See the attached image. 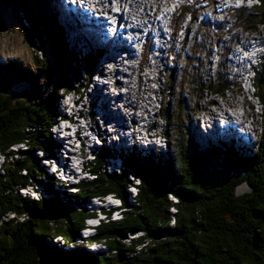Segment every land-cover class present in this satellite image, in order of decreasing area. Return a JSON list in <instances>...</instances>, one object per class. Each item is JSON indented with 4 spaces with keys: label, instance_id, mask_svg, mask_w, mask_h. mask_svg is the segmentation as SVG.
Instances as JSON below:
<instances>
[{
    "label": "trees",
    "instance_id": "obj_1",
    "mask_svg": "<svg viewBox=\"0 0 264 264\" xmlns=\"http://www.w3.org/2000/svg\"><path fill=\"white\" fill-rule=\"evenodd\" d=\"M28 2L36 7L33 26L42 24L49 37L54 64H39V79L14 61L0 64V264H264V57L253 72L262 130L254 152L237 153L234 140L210 141L204 150L189 123L200 113L197 101L192 104L190 96L179 95L159 114L180 138L177 157L142 155L135 148L122 151L128 168L118 174L105 171L103 158L109 152L101 148L83 166L88 179L69 191L45 171L37 154L54 156L60 148L49 129L58 115L59 94L70 91L69 70L76 55L68 52L45 0ZM256 3L232 14L243 32L259 35L258 27L264 34V0ZM2 27L0 18V31ZM87 63L93 66L94 58ZM201 80L198 74L195 86L190 83L199 97ZM174 81L169 77L168 91ZM205 88L222 95L225 79ZM18 144L24 149L17 150ZM129 175L139 178L137 185ZM242 185L248 191L238 194ZM30 186L42 188L49 198L31 199L21 192ZM133 186L136 195L128 204L127 189ZM107 195L121 201L119 218L100 210L106 220L93 236L82 239L85 220L98 217L84 204L95 198L103 203ZM124 235L136 237L122 245L118 239ZM96 244L106 251L85 249Z\"/></svg>",
    "mask_w": 264,
    "mask_h": 264
},
{
    "label": "rangeland",
    "instance_id": "obj_2",
    "mask_svg": "<svg viewBox=\"0 0 264 264\" xmlns=\"http://www.w3.org/2000/svg\"><path fill=\"white\" fill-rule=\"evenodd\" d=\"M11 1H13V0H0V18H1L2 24H3L2 30L0 31V64L3 65V64L10 63V62L14 61V63L16 64L17 67H19L20 69H24V70L27 69L33 75L35 74L37 76V79H39L38 78V71L36 70V69H38L37 67L39 66V64L42 63V64H45V66L47 68H53V63H52V60H51L52 59V56H51V47H50L49 39L46 36V33L44 32L43 28L41 27V24L38 25L39 27L38 26L37 27L35 26L36 31H37V34L41 38V40L43 42V45H44V53L42 52V54H43V60L40 61L39 59H40L41 56L38 55V54H36V53H34V51L36 49L35 48H32L27 43V37L26 36L28 35L29 32L26 33L19 26L18 22H20V18H19V16H18V18H16L17 12L14 10L15 8H14V5L12 4ZM24 1L26 2V0H24ZM229 4L232 5V3H229ZM250 4L251 3H248V5H250ZM28 5L30 7V10L34 14V12H35L34 9L36 8L35 5H32L31 6L29 3H28ZM230 5H226V4L222 3V10H224V11L233 10V9L229 8ZM63 8H65V7H63ZM89 13L91 14L92 12H89ZM93 14L95 15L96 18H98L95 13H93ZM103 16H106V15H103ZM90 18H92V17H90ZM125 18H127L126 15H125ZM30 23L31 22H27L26 23L25 21H22V24H25L27 26V28H31L32 27V24H30ZM106 29L107 30L109 29L111 31L112 30V27H109V25L107 24L106 25ZM151 31H156V29L154 27H152ZM63 34H65V32ZM108 34L111 35L109 31H108ZM152 34H153V32H152ZM207 36H209V35H207ZM246 36H248V34H245L243 37L247 38ZM226 37H228V36H225L224 34H221V41L225 40ZM158 38L156 39V37H151L150 38V41H149L150 44L148 43V45H147V42H146V39H145L144 42H143V45L141 47H138L137 45L134 46V48L137 49V53L139 54V62L140 63H143V68L146 71V73L148 72V67L150 65L152 66V69H150L152 72H157V71L160 70V72L163 74L164 71H165V69H168V68H172L174 70V72L178 71L179 70V67L178 66L170 67V61H171L172 58L167 57L166 53L164 54L165 55L164 57L166 58V61L161 62L159 59H161L162 56L158 52H155V51L151 50L152 45L153 44H156V43H157L156 45L161 46L163 49L165 48V46L163 45V43H161L159 41L161 38L159 40H158ZM174 38H175V36L173 35L172 38H169L167 40V42L172 41V39H174ZM177 38H179V36ZM190 39L191 38H189V41L190 42H192V43L196 42V41H194L195 39L194 40H190ZM128 40H129V42L127 43V46L131 45V43H130V42H132L131 36L128 37ZM173 43H174V45L175 44H178L177 41H173ZM246 44H248V39L244 41V46ZM66 45H67V43H66ZM180 46H182V48H184L185 47V43H182V45H180ZM239 46H238V50H239ZM203 47L205 49L207 46H203ZM139 48L140 49H144V48L146 49V50L144 49V51H143V55L144 56L141 55L142 53L140 54ZM69 51H71L72 53H75L76 59L80 57V61H81L80 51H77V50L76 51L75 50L73 51V50H71V48L69 49ZM120 52H121V50H119L113 56L114 57H117L120 54ZM188 54L189 55H186V56H184L183 54H179V59H177V60L180 63H185L187 56H188V58H191V57H194V56H198L199 55V54H196V53L194 54L192 52L191 48H190V51L188 52ZM200 56L202 57V54ZM260 56H264V53L263 54L260 53ZM195 58H192L193 59L192 62H189L190 65H191L190 72H187L184 75L186 69L185 68L182 69L183 70V73H182V81H181L180 85H179L178 82L175 83V88L173 89L174 93H173V95H171L172 96L171 99H174L175 97H179V94H181L180 92H182L183 93L182 96L185 99H187L190 96V100H191L192 103H194V101H197L198 110H199L198 112H201V115L203 117H205V118H201L200 119L199 116H196V115L190 118L191 120H190L189 123L192 125V127L194 129V132H195L194 135L197 138L201 136V134H199V128H200V129H202L206 133L205 136L213 135V134H217V133H221V134L231 133L234 136H238L237 135V131H236V129H237L238 131H240V133L243 134L244 137H246V138H248L250 140H252V138L254 136H257V135H259V137H260V135L262 133L261 126H260V123H261V120H260L261 119V114H260L261 113V105L257 101L256 98L255 99L252 98V94H255V89H254V84H253L254 83V79L253 80H250L253 77L252 76L253 73H251V71H252V69L254 71H256V68L248 67L246 70L245 69L244 70H241V69H243L242 66H239V67L234 66L233 65V60L236 59V56H235V53L231 49H228V52L225 55V58H226V60L228 62H226V63L219 62L218 64L217 63H213V72L214 73L211 72L212 57L210 59H206V60H203L201 58H197V59H195ZM107 59L108 60L111 59V54H110V56L108 55ZM123 59H122L121 66L126 67L128 65L127 63H129V62L123 61ZM144 59H145V61H144ZM130 62H131V60H130ZM136 62H137V60H135L134 63H136ZM108 63H109V61H105L103 63V65L108 66ZM239 63L237 61V64H239ZM218 65H221L222 69L219 68ZM72 66H73V64H72ZM72 66H71V68H72ZM77 67L78 66L75 63V68L76 69H75L74 72H76ZM99 67H100V65H99ZM226 69H227V72L224 71ZM110 70H111V68H110ZM194 70H196V71L194 72ZM197 71H199V72H201L203 74V78L200 75V78L202 80L199 83V85H201V89H203L202 90L201 97H199L194 92V88L193 87L191 88V85H190V83H191L192 86H195L194 83H193V79L198 76V72ZM216 71H218L219 73H223V74L226 75V80L228 82V86H227L226 89H224V91L222 93V96H219V97L218 96L211 97V96L208 95V94H211V93L208 92V89L205 88V86H206V82L212 81V78L215 77ZM93 72H95V70H93ZM123 72H126L127 73L128 71L127 70H124ZM204 73H208L207 76L205 77L206 79H204ZM242 73H243V77L241 76ZM245 74H247V76L250 78L249 80H247V79L244 78V75ZM183 75H184V77H183ZM93 76H94V78H93ZM69 77H70L69 82L74 84L73 88H75L78 85H80V81H79L80 80V76L78 78L74 74L72 76L69 75ZM74 77H76L77 80ZM152 77H153V75L150 76L149 81L146 82L147 86H143L144 94H140L138 96V97H142L143 96L144 98L147 99V102H148V104L146 102H144L147 105V110L149 112V113L147 112V114H145L146 120L148 122H143V125L146 126L147 130H148L149 127H151L155 123V121H161V122H159L158 126H160V127L162 126V124H163L162 121L163 120L159 116V114L161 112V106L159 107V105L162 102L163 103L164 102L165 103L167 102L166 97H161V98L154 97L156 95L157 96L162 95L159 92L162 91L161 84H162L163 80H161V83H160V81H157L155 79H152ZM116 79L125 80V76L123 75L121 77L120 75H117L116 76ZM97 81H98V78H96L95 77V74H93L92 75V81H91V83L88 84L87 88L80 87L81 88V91L86 92V93H90L91 92V93H95V94H97L98 92H100L99 90H101L103 94H108V93L110 94L111 91L113 93H115V94H117L119 91L121 93L124 92V88H116V91H114L113 88H110V89H106L105 91H103L101 85H99V82H97ZM81 82H83V81H81ZM250 84H252V85H250ZM98 86L100 87V89L98 88ZM181 86H182V88H181ZM237 89H239V90H237ZM212 94L217 95L214 92ZM59 96H60V94H59ZM198 98H200L199 101H198ZM84 99H86L85 96L83 97V100ZM154 99H158L157 100V105L153 102ZM222 99H224V100H222ZM209 100H212L214 102L213 103L206 104L207 101H209ZM87 101L90 103L89 106L92 105V107H93L92 111L85 110V108L83 106L82 107L81 106L78 107L79 112L77 113V115L82 116L83 117V120L85 121L83 123L82 122L80 123V126H82V127H85L86 126L85 123L89 124L91 122V119H90V116L91 115L90 114H92V116H93V112L95 113V117H96V119L98 121V118H97L98 116H96V115H97V108H98V105H99L100 102L96 100V103H94L93 100H90V98H88ZM204 103H205V106L203 105ZM149 105L157 107L156 112L153 111L154 113H152ZM116 106H118V105H116ZM116 106L114 105V108H116ZM61 107L62 106H59V103L57 101V103H56L57 114H58L57 116H61L62 115V112L60 110ZM259 108H260V110H259ZM235 111H238L237 112L238 117L241 115V118H240V121L241 122H243V121H247L248 122V124H249V127L248 128H250V130H248V132L250 134H253L254 136H251L248 133H243L244 130L242 129V127H240L239 125H235L236 122H237L236 119L233 121V124L235 125L236 129L231 128L230 131L228 130L227 126L223 128V127H221L218 124V122H214V123L212 122L211 125H209L210 120H216V119H218V120H220V123H221V121H223L222 120L223 119L222 117H224L225 119L227 118V113L228 114H231L232 117L236 118V116L234 114ZM124 112L128 115V113H133L134 111H132V110H126ZM136 113L139 114V112H136ZM212 113L214 115H218V116H214L213 118L209 119L211 117ZM101 114L103 115L102 110H101ZM95 117L93 116L94 121H95ZM200 121H201V125L199 127L198 124L200 123ZM205 122H207V123L204 124ZM258 122H259V124H257ZM54 124H55V121H54ZM193 125H195V126L198 125L197 127H199V128H197V127L195 128ZM227 125H229L231 127L232 126V123L231 122H228ZM208 126H210V127H208ZM91 127H92V125H91ZM103 127L104 126L101 127V131L103 130ZM136 128L138 129V127H136ZM93 130H94V132H98L95 129H93ZM49 132L51 133V137H52L53 140H56L58 138V136L55 135L54 132H52V131H49ZM166 136H168V133H166ZM231 136L229 135V137H231ZM244 137H241L240 140L247 141L246 138H244ZM179 139H180L179 136L175 132H173L171 138L168 139L171 142L170 144H164V146H163V144H159V145H161L162 148H165L166 146H169V149L170 150H169V152H167V150H166V152H167L166 155H170V156L177 157L176 156V154H177L176 153V150L178 152V145H177V143H178V140ZM163 140L165 141V139H163ZM218 140H224V141L234 142L232 139H227V138H217L216 140H212V141L213 142H217ZM57 142H59V141H57ZM140 142H146V141H140ZM146 143H147L146 145L152 144V143H149V142H146ZM84 144H85V147H86L85 151H87V149H88L87 148V145L89 144V141H87L85 139L84 140ZM157 145H158V143L156 144V146ZM247 145H248V143H247ZM207 146L208 145L202 146V148L205 150L207 148ZM101 148H105V147L101 146ZM135 148L138 151L142 152L138 147L135 146ZM247 148H250V146L243 147V148H239V147H236L235 144H234V149H235V151L237 153H240L242 150L247 149ZM94 150L97 151L95 148H94ZM122 151H124V149ZM155 151H158V150H155ZM158 152L161 153L162 151H158ZM68 157L69 158H72L69 155H68ZM74 158L75 159H77V158L79 159V157H74ZM109 159H111V158L109 157ZM104 162H105V158H104ZM1 163H3L2 158L0 160V164ZM41 163L42 162H40V165H41ZM58 163L60 165L64 164L62 161H58ZM114 167H109V169L105 167V171L107 172L109 170H114L113 173L120 174L121 172L126 171L125 167L128 168L127 166H125L123 168V170L121 172H119L120 170L114 169ZM85 177H87L86 174H85ZM128 178L132 181V183H134L135 185H137L138 182H137V180H136V178L134 176H130L129 175ZM39 190H40L41 193H44L42 195V196L45 195L44 199H48L49 198V196L47 194H45V192L43 191L42 188H39ZM66 190H68V188ZM133 190H134V193L136 194V190L135 189H133ZM236 191L239 194V193H243V192L248 191V188L242 186V187H238L236 189ZM21 192L23 194H25L26 196H32V195L37 196L38 195V193H34V192H31L30 193L29 190H25L24 191V189ZM127 201H128V203H130L129 200H127ZM87 202H90V200H88ZM110 206L111 205L109 203H107V205H104L101 209L106 211L107 208L110 207ZM91 208L92 207H91L90 204H88L86 206V210L89 211V212L90 211H93V209H91ZM22 218L23 217H20L19 219L22 220ZM85 222H86V224H89L90 223L87 219L85 220ZM91 224H94V223H91ZM87 234L88 235L91 234V231H88ZM80 235L82 236L83 233L81 232ZM137 236H140V234H138ZM134 237H136V236H134ZM134 237H131L129 235H124V236L119 237L118 241L122 245H129V241L132 238H134ZM54 240H55L54 242H56V241L59 242L57 239H54ZM60 245H64V244L60 241ZM97 248H100V246H96V248L93 246L91 249H89V248L86 247L85 249L87 251L94 252L95 250H97ZM99 251H104L105 252L106 250H105L104 247H102Z\"/></svg>",
    "mask_w": 264,
    "mask_h": 264
},
{
    "label": "bare ground",
    "instance_id": "obj_3",
    "mask_svg": "<svg viewBox=\"0 0 264 264\" xmlns=\"http://www.w3.org/2000/svg\"><path fill=\"white\" fill-rule=\"evenodd\" d=\"M51 2L54 5V8H55L54 10L56 11V14H57V17H58L60 25L63 24L65 27H68L67 30L70 29L72 36L78 38V37H80L81 32H83L86 36H88L87 38H91L92 37V46H91V48H90V50L88 52L86 51L85 56H83L84 59H89V58L90 59H92V58L95 59L97 57L98 47H97L95 42H98L99 45L104 46V48L100 51V54L104 53V57H106L105 53H107V55L110 56V54L108 53L107 50L110 49L111 46L114 44L115 47H113L111 49V59L110 60H108V59L106 60V61H111L112 62V69H113V71H112V79L113 80H119V79H116V76L117 75H120L121 77L123 75L125 76V72H123V71L124 70L128 71V65L126 67L121 66L123 58H124L123 61H127V62L131 59L132 75H134V76L136 75L135 68H134V66H135L134 62H135V60H137L139 58V54L137 53V49L134 48V46L137 45L138 47H141L140 45H142V40H143V36H142L143 32H142V35L140 37H136V21H124V27H121V30H125L126 27L127 28L129 27L132 30H128L127 31L129 34L123 33L122 35L119 36V34L122 32L121 30H118V24H120V20L121 19L118 18V17L112 16L109 13V11H108V14H107V18H106V16H103L104 14H101V13H103V9L100 7L101 6L100 3H95L94 0H87L86 4H83L84 0H81V4L85 5V8L88 10V12L86 14L79 13V10L77 8L71 9V7L69 5H66L64 0H51ZM222 3H224L226 5H230L229 2H227V0L226 1H222ZM63 7H65V8H63ZM113 7L114 8L115 7H119L120 8V12H121V5H113ZM170 11H173V12H170ZM175 11L176 10H173V9H164V12H167L166 15L164 17H163V15H160L159 18L154 20V25L158 27V28H155L156 29V33L153 32V34H154L153 35L152 32H150V34L146 35L145 38L148 37V36L159 37V39L161 38L160 42L163 43L166 38H165V35L163 34L162 28H167L169 26V24L171 23V18H172L171 15L172 14L176 15ZM59 12H60V14H59ZM89 12L95 13L98 18H95L94 15H91ZM64 13H66V14H68L70 16L72 22H74L73 24H76V26H74L70 22V20H68V18L66 17V15ZM232 13H233V10H227V11L222 10V18H218V12H214V11H206V12H204V16H202L201 18H198V21H196V29L193 30V32L190 34V36L187 39L191 38L190 40H194L195 37H196L198 39H195L194 41L199 40V37H204L205 36V32H210V29H217V28L218 29H228V21H235L234 15ZM162 14H163V12H162ZM142 15L145 18L150 17V16L147 15L146 12H143ZM90 17H92V18H90ZM65 19L68 20L70 23L67 24ZM106 19L108 21H111L110 22L111 24H110L109 27H112V30L110 31L108 29V31L110 32V34H113V32L115 31V33L118 34V37L111 36L109 34L108 35L103 34L104 31H103L102 28H105ZM69 26H71V27H69ZM146 31H151V29H147ZM146 31H144V32H146ZM243 33L244 32L242 31L241 27H235V35H238L239 38H245V37H243L245 35ZM130 36L132 38L133 43L130 42L131 45L127 46V43L130 40V39L128 40V37H130ZM190 43H192V42H190ZM197 43H199V41H197ZM156 44L152 45L151 50H153L155 52H158L162 56L161 59H159L161 62L166 61V58L164 57L165 56L164 55L165 54V50L161 46H158ZM247 45L248 44H246L244 46V41H243L241 43V45L239 46V50L238 51L243 50L245 47H247ZM119 50H121L120 54L117 57H114L113 55H115V53H117ZM139 52H140V54L142 53L141 55H143V49L139 48ZM261 53L262 54L264 53V47L262 48V52ZM167 57H168V55H167ZM144 61H145V59H144ZM102 62H103L102 60H98V61H96L94 63V65L97 66V70H96L95 76L98 78L97 82L100 83V82L104 81L105 87L102 86L104 84H102L101 87H102L103 91H105L106 89H110V88H113V87H110V84H109L110 80L107 79L109 77V63H108V66H105V65L101 64L100 65L101 67H99V63H102ZM239 64H241V63H239ZM234 66H240V65H234ZM241 66L244 67L243 65H241ZM184 68L186 69V64L179 62V81L180 82L182 81V73H183L182 69H184ZM224 71L227 72V70H224ZM207 74L208 73H204V79H206L205 77L207 76ZM183 77H184V75H183ZM220 77H221V79L222 78L226 79V75L225 74H220V73L216 72L215 77L212 78V81H210V82L211 83H215V81L217 79H220ZM250 85H252V84H250ZM132 87H133V81L129 80L127 85H125L126 92L125 93L124 92L121 93L119 91L117 94H120V95H118V96H117V94L113 93L112 91H111L110 94L109 93L108 94H103L101 90H99L100 92H98L97 94L91 93V92L85 94V98L86 99L90 98V100H93V101L97 100V101L100 102L99 105H98V108H97V114L98 115H96V116H99L97 118H98V121L101 122V126L106 125L107 123H111V124H114L116 126H124V131H117V138H119V141H99V143H94V148L97 150V151L94 150V153L98 152V150H100L101 146L105 147L106 151L109 152V156H107L105 158V162H117V160L119 162H122L119 156L122 153L123 149L125 151H129V147L137 146L138 148H142V149H146V148H151L152 147L154 150H158V151H162L164 149L159 144L156 146L157 143H152V144L146 145L147 144L146 142H140V141H137L136 139H134V136H132V133H127L130 130V126H129V121L130 120H133L134 123L138 125V120L135 117H133L131 115L126 116L124 114V109L129 110L130 109L129 106L134 107V105H135V102H134L133 98H131V97L133 95H138L139 94V92L131 89ZM98 88L100 89L99 86H98ZM116 88H124V84H116ZM237 90H239V89H237ZM180 93H182V92H180ZM127 99H131L130 104H129V106L127 104H125L124 105V109H122L121 104H124ZM58 103H59V106L63 105V101H62V98L60 96H59V99H58ZM114 105L115 106L118 105V106H116V108H114ZM139 105H140L139 103H136L137 107ZM101 110H102V113H103L104 116L101 114ZM259 110H260V108H259ZM111 111H114V113L117 112L116 113L117 115L112 116V119H109ZM214 116H218V115H214L212 113V115H211V117L209 119L213 118ZM60 117H62V116H60ZM222 118L225 119L224 117H222ZM162 120H164V119L162 118ZM233 120H234V118H232L230 116L227 117V121L231 122ZM217 121L219 122L220 120H218V119L211 120L209 123L211 124L212 122L214 123V122H217ZM225 121H226V119H225ZM245 122L246 121H243L240 125H243ZM204 124H206V123H204ZM193 126L196 128L195 125H193ZM226 126H227L228 130L230 131L232 127H230L229 125H227L225 123H222V127L223 128L226 127ZM208 127H210V126H208ZM197 128H199V127H197ZM57 129H61V127L60 128L55 127V129H54L55 135L58 132ZM201 130L202 129L199 128V134H201ZM203 133L204 134H201V136L198 137L199 139L196 136H195V139L198 141V143L201 146H206L207 142H210V138L208 136H205L206 133L204 131H203ZM220 134L221 133H217L216 134V139L217 138H221ZM58 141L63 143L62 140H58ZM163 146H164V144H163ZM166 147H168V146H166ZM240 148H243V147L241 146ZM246 150L248 151V149H246ZM63 152H65V151H63ZM109 157L111 159H109ZM58 159H59V157L56 158V160H58ZM76 160L82 166V157H79V159L77 158ZM70 167L72 169H74V164H71ZM109 167H114V165H110ZM72 169H68V170L72 173L73 172ZM114 169H115V167H114ZM38 198L41 199V197H38ZM93 202H94V199H93ZM89 204L91 205L90 202H89ZM94 207H97V206H94Z\"/></svg>",
    "mask_w": 264,
    "mask_h": 264
},
{
    "label": "built area",
    "instance_id": "obj_4",
    "mask_svg": "<svg viewBox=\"0 0 264 264\" xmlns=\"http://www.w3.org/2000/svg\"><path fill=\"white\" fill-rule=\"evenodd\" d=\"M219 0H216L214 4L211 3V0H203L204 4L200 7L198 5H193V0H187L185 1V5L188 7H193L192 10L195 11L194 13L186 14L183 17V20L181 21V24L179 25V29L177 31V36L175 39H172V41L167 42L169 38H172V36L176 33L173 29L172 24L170 23L167 28H162L163 34L165 35V41L163 42V45L165 46L164 50L166 55L168 57L172 58L170 61V67L178 66L179 67V54H183V48L182 43L187 41V38L190 36V34L193 32V30L196 29V21H198V18H201L204 16V12L206 11H214L218 12V18H222V2H218ZM160 2L158 0H120L119 4L114 5H121V11L124 12V16L120 20V24H118V29L121 27H124V21H136V37H140L142 35V32L146 31L147 29L158 28L154 25V20L157 19L156 15L154 14L156 11L164 12V9H170L167 3H162L161 6H159ZM101 7V6H100ZM161 7V8H160ZM171 9L177 10L178 6L175 0H172L171 3ZM103 9V13L106 15L108 14V10L110 8L101 7ZM127 9L126 11L124 9ZM146 12L148 18L143 17L142 13ZM125 15L127 18H125ZM177 15V13H176ZM160 17V15H159ZM235 27H239L238 25L234 24V21H228V29H210V32H205L204 37H199V43L202 44L205 43V46H207L205 49H207V52L211 50V54L207 55V52L204 49H201L204 52H200L202 54L203 60L210 59L212 57V66H211V72H213V63H219L220 62V54L223 53L222 48L218 47L221 43H226L228 40H230L231 36H236L238 40V46L241 45V43L248 38H239L238 35H235ZM221 34H224L226 37L225 40L221 41ZM209 35V36H207ZM179 36V38H177ZM210 40V41H209ZM173 41H177L178 44L173 43ZM184 41V42H183ZM172 42V43H171ZM170 44V45H169ZM228 48L231 49L233 52L236 51V48L228 45ZM238 50V49H237ZM175 58V59H174ZM153 59V58H152ZM131 60V59H130ZM128 61V72H125V80H113L112 79V62L109 61V77L107 79L110 80L109 84L110 87H113L114 91H116V84H124V93L126 92L125 85L129 82V80L133 81V87L131 89L139 92L138 95H133L131 98H133L135 105L134 107L129 106L131 99H127L124 104H121L122 109H124V105L127 104L129 106V110L134 111L133 113H128V115H131L135 117L138 120V126L134 123L133 120L129 121L130 130L127 133H132V136H134V139L137 141H146L149 143H158V144H170V139L172 136L171 131L168 129L165 121H162V126H158L159 122L161 121H155V123L148 128H146L145 125H143V122H148L146 120L145 114H147V105L144 103L147 102V99L142 97H138L140 94H144L143 86H147L146 82L149 81L150 76L153 75L152 79H155L157 81L163 80L161 84L162 91L159 93L162 94L160 96H154L156 98L166 97L167 101L170 102L171 95H173L175 88V84L172 85L171 91H168L167 88V81L169 77H172L175 79L174 83L179 81V70L174 72L172 68L165 69L164 73L162 74L159 71L152 72L150 69H152L151 65L148 67V72L143 68V63H139V58L137 59V62L134 63L135 66V72L136 75H132L131 67L132 64ZM157 62V61H156ZM141 65V66H140ZM239 67V66H236ZM111 68V70H110ZM227 70V69H226ZM242 70V69H241ZM155 73V74H154ZM214 73V72H213ZM209 82V81H208ZM182 88V86H181ZM85 96V92H81ZM120 94H117V96ZM209 95V94H208ZM211 96V95H209ZM153 97V98H154ZM212 97V96H211ZM79 101V106H83L85 110H90L91 107L89 106V102L87 99L79 98L77 97ZM157 100L154 99V103L157 105ZM210 101V100H209ZM206 104H208V102ZM136 103H139L140 105L137 107ZM144 105H143V104ZM166 103L162 102L159 107H163ZM193 104V103H192ZM205 106V103L203 104ZM78 106V107H79ZM152 113L156 112L157 107L149 105ZM127 109H124L126 111ZM154 111V112H153ZM136 112H139L137 114ZM86 113V112H85ZM149 113V112H148ZM124 114L128 116L125 112ZM225 115V114H224ZM211 121V120H210ZM85 122L83 120V117H79L78 123ZM80 125V124H78ZM87 126V125H86ZM103 130L101 131V124L98 125V127L95 129L96 133H94L92 136H87V134L80 135V138L77 139V141L73 144V148H70L69 151L71 152V155L73 157H82V167L87 165L88 163L92 162L94 160V156L96 153H94V143H99V141H119V138H117V131H124V126H116L111 123H107L106 125H103ZM138 127V129L136 128ZM166 133H168V136H166ZM82 137V138H81ZM166 137V138H165ZM89 141V144L87 145V151H85L86 147L84 144V140ZM165 139V141L163 140ZM105 167L109 169L110 165H114L117 170H121L122 162H104ZM84 168V167H83ZM87 175V177L90 175L87 170H84ZM114 170H109L107 172H113ZM77 182V181H76ZM112 195L108 196L111 197ZM106 197L105 200L108 198ZM113 198V197H111ZM101 203L98 199H94V203H99L101 205H106V202Z\"/></svg>",
    "mask_w": 264,
    "mask_h": 264
},
{
    "label": "water",
    "instance_id": "obj_5",
    "mask_svg": "<svg viewBox=\"0 0 264 264\" xmlns=\"http://www.w3.org/2000/svg\"><path fill=\"white\" fill-rule=\"evenodd\" d=\"M14 5V10L17 12L16 18H20V22H18L19 26L27 33V43L32 47L39 51H43L42 44L39 40V35L37 34L36 28L32 26L31 28H27L25 24H22V21L32 22L34 21L32 11L30 10V7L27 2H24L23 0H13L11 1ZM42 47V49H40ZM54 64V63H53ZM139 180V178H137Z\"/></svg>",
    "mask_w": 264,
    "mask_h": 264
},
{
    "label": "snow or ice",
    "instance_id": "obj_6",
    "mask_svg": "<svg viewBox=\"0 0 264 264\" xmlns=\"http://www.w3.org/2000/svg\"><path fill=\"white\" fill-rule=\"evenodd\" d=\"M95 3H100L101 7L105 8H112L113 11H115L117 14L120 13L119 7H113L114 4H119L120 0H94ZM256 2V0H249V3ZM238 6H239V0H238ZM127 10L126 8L124 9ZM111 22V21H109ZM59 131V129H57ZM55 170V168H53ZM111 201V197L108 198ZM118 203V201H116ZM91 223H95V221H91Z\"/></svg>",
    "mask_w": 264,
    "mask_h": 264
},
{
    "label": "clouds",
    "instance_id": "obj_7",
    "mask_svg": "<svg viewBox=\"0 0 264 264\" xmlns=\"http://www.w3.org/2000/svg\"><path fill=\"white\" fill-rule=\"evenodd\" d=\"M242 186L246 187L245 185H242ZM242 186H240V187H242Z\"/></svg>",
    "mask_w": 264,
    "mask_h": 264
}]
</instances>
